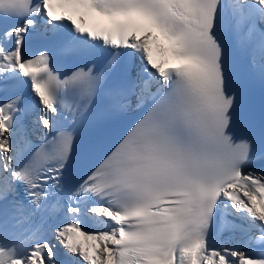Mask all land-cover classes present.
Listing matches in <instances>:
<instances>
[{
	"label": "snow or ice",
	"instance_id": "6c2138e0",
	"mask_svg": "<svg viewBox=\"0 0 264 264\" xmlns=\"http://www.w3.org/2000/svg\"><path fill=\"white\" fill-rule=\"evenodd\" d=\"M0 264H264V0H0Z\"/></svg>",
	"mask_w": 264,
	"mask_h": 264
},
{
	"label": "bare ground",
	"instance_id": "6f19581e",
	"mask_svg": "<svg viewBox=\"0 0 264 264\" xmlns=\"http://www.w3.org/2000/svg\"><path fill=\"white\" fill-rule=\"evenodd\" d=\"M91 226V225H90Z\"/></svg>",
	"mask_w": 264,
	"mask_h": 264
}]
</instances>
